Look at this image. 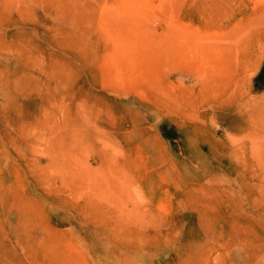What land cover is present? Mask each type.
Listing matches in <instances>:
<instances>
[{
	"label": "rangeland",
	"instance_id": "374dc122",
	"mask_svg": "<svg viewBox=\"0 0 264 264\" xmlns=\"http://www.w3.org/2000/svg\"><path fill=\"white\" fill-rule=\"evenodd\" d=\"M0 264H264V0H0Z\"/></svg>",
	"mask_w": 264,
	"mask_h": 264
}]
</instances>
